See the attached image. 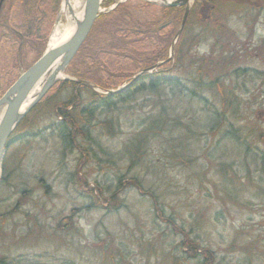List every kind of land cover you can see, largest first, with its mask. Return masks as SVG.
Listing matches in <instances>:
<instances>
[{"label":"rangeland","instance_id":"rangeland-1","mask_svg":"<svg viewBox=\"0 0 264 264\" xmlns=\"http://www.w3.org/2000/svg\"><path fill=\"white\" fill-rule=\"evenodd\" d=\"M105 2L101 0L99 13L125 3L140 22L156 16L161 6L148 0ZM229 2L234 9L239 6L227 17L228 48L239 58L221 71L205 72L204 67V83L217 78L225 100L215 87L201 99H184L187 119L199 124L194 152L179 146L176 132L155 136L148 128L142 131L144 119L158 110L156 100L165 106L171 102L168 85L157 96L139 90L124 101L114 99L110 107H98L87 132L73 133L72 146L62 130L69 124L55 111L63 107L69 88L49 89L29 110L24 135L7 146L6 167L0 171V256L17 257L23 264H264V0ZM60 6L44 51L53 30L67 28ZM91 44H107L104 32ZM189 51L188 76L192 56L214 63L219 46L207 39ZM31 54L25 55L26 62ZM5 56L0 50L3 71L9 67ZM166 68L167 76L177 72ZM63 76L69 77L65 71ZM80 96L82 105L91 99L90 92ZM104 118H111L112 134L95 125ZM220 118L225 126L211 132ZM141 134L147 139L145 154L141 163L126 169V147L138 143ZM118 177L123 179L119 185ZM134 177L143 192L133 185ZM182 238L192 239L198 259L180 263ZM206 253L210 259L204 262Z\"/></svg>","mask_w":264,"mask_h":264},{"label":"trees","instance_id":"trees-1","mask_svg":"<svg viewBox=\"0 0 264 264\" xmlns=\"http://www.w3.org/2000/svg\"><path fill=\"white\" fill-rule=\"evenodd\" d=\"M114 1L106 0L105 4L109 5ZM204 2L209 5H204ZM60 3L61 0H1L0 50L3 49L6 53V62L8 61L9 67L7 65L8 69L6 68L5 72L0 67V71L2 70L4 74L5 78H2H4L6 89L15 81L20 68L22 71L27 69L44 52L46 34L58 13ZM229 3V0H197L189 11L181 33L176 38L173 45V58L169 61L164 60L168 57L170 43L178 30L183 12L182 7L159 6L156 16L145 22L133 19L130 8L125 3H118L113 9L99 13L85 40L65 69L69 77L88 81L102 90H114L119 84L129 82L137 72L151 68L160 61L163 62L151 71L141 73L137 81L125 91L112 94L97 92L69 79L56 82L48 93L54 89L60 91L63 88H69L70 91L66 101L62 102L63 107H57L55 110L58 118L69 124L68 127L64 125L65 130H62L68 134L66 136L70 146L73 145L74 132H87L86 124L90 122L92 112L98 107H110L114 99L124 101L130 94L138 93L139 90H145L157 96L165 85H168L166 87L169 89L167 100L171 99V102L165 106L162 101L156 100L159 104L158 110L144 119L142 131L148 128L155 136H160L164 132L169 134L176 132L179 134L177 136L179 146L190 153L194 152L195 147L192 145V140L196 141L199 135L197 132L199 124L193 117L187 119L189 112L185 108L184 99L188 97L190 102L194 99H201L202 93L215 87L218 94L225 100L223 85L215 83L217 78L205 84L203 80L205 76L202 73L204 67L207 68L205 72H210L211 68L213 70L219 68L218 70L221 71L225 66L235 64L239 58L237 51L235 53V50L234 52L229 50L228 45L231 41L227 38L230 35L227 17L235 13L236 9L239 10V6L234 9ZM144 5L151 4L145 2ZM229 5L230 8H228ZM255 10L258 9L255 7L253 11ZM99 32H104L107 44L95 48L91 42L97 39ZM207 39L215 41L219 46L218 60L214 63L209 59L195 61L192 56V61H189L191 75L188 76L186 57L191 55L189 51L191 45ZM225 43L227 44L226 49L222 46ZM87 46L89 50H86ZM12 52L13 56H10ZM28 53H32V56L31 60L26 62L25 55ZM169 65L170 69L177 71L176 74L167 76L166 67ZM84 91L91 94V99L85 102L86 105H82L80 101L82 97L80 95ZM2 94L0 93V96ZM43 99L45 97L41 102L44 101ZM231 103V111L234 112V104ZM73 108L76 111L71 114L70 110ZM224 113L225 110L224 112L222 110L220 116ZM27 115L17 124L16 131L24 129ZM224 116L226 119V115ZM224 122L225 120L222 121L220 118L219 123L211 126L209 130L214 132L217 126L223 125L224 127ZM95 125H100L109 134L113 133L111 118L97 120ZM225 130L229 134L233 132L228 127ZM146 140L145 135L141 134L138 143H128L126 149L130 158L126 162V169L141 163L145 154L143 147H145ZM174 153L177 154L175 151ZM2 165L5 169V161ZM260 170L264 171V166H261ZM122 180L118 177V185L122 183ZM133 181V185L139 190L142 192L145 190L136 177ZM185 240L182 238L179 244V248L186 253L181 256L180 263L190 258L198 259L199 255L196 254L192 239L188 238L187 242ZM198 249L203 250V248ZM187 252L193 254L189 255ZM203 259L204 262L209 260V254L206 253ZM0 264L23 263L19 262L17 257L0 256Z\"/></svg>","mask_w":264,"mask_h":264},{"label":"water","instance_id":"water-1","mask_svg":"<svg viewBox=\"0 0 264 264\" xmlns=\"http://www.w3.org/2000/svg\"><path fill=\"white\" fill-rule=\"evenodd\" d=\"M67 0H62V2ZM150 1V0H148ZM195 0H161L160 2L152 1L162 6L177 7L183 6L184 11L181 19L179 29L170 46V56L173 52V45L176 37L181 32L187 14L192 2ZM101 0H84L82 15L76 21L75 28L69 38L55 47L45 49L42 55L33 62L27 69H25L15 81L3 92L0 96V108L4 107L0 116V170L4 158L8 139L15 129L17 124L29 112V110L39 102L41 97L59 80L69 79L79 84H83L97 91H103L99 87L93 85L88 81L77 80L71 77H59V73L65 71L67 65L85 40L89 33L98 13L100 12ZM1 3V0H0ZM163 61L156 63L152 68L158 66ZM147 71L143 69L133 76V78L123 86L116 90H104L105 93H115L125 91L132 86L138 79V76ZM40 84V88L32 100L24 108L23 104L31 95L32 89L36 84Z\"/></svg>","mask_w":264,"mask_h":264},{"label":"bare ground","instance_id":"bare-ground-1","mask_svg":"<svg viewBox=\"0 0 264 264\" xmlns=\"http://www.w3.org/2000/svg\"><path fill=\"white\" fill-rule=\"evenodd\" d=\"M83 1L84 0H67L66 2H64V1L62 2L61 6H60L59 14L65 16V18L67 19V22H68L67 28L62 33L57 31L56 28L53 30V33L51 34L50 39H49L48 48L55 47L58 44L65 41L67 38H69V36L71 35V33L73 32V30L75 28L76 21L81 18L82 10H83ZM150 1L160 2L161 0H150ZM152 67L148 68L147 71H151V69H153ZM58 76L63 77V72L59 73ZM39 88H40V84L37 83L35 85V87L32 89V91L30 93L31 95L28 97L27 101L23 104L22 108H24L26 105L29 104V102L32 100V97L37 94ZM101 92L105 93L103 91H101ZM108 94H110V93H108ZM3 109H4V107L0 108V116L3 112Z\"/></svg>","mask_w":264,"mask_h":264},{"label":"flooded vegetation","instance_id":"flooded-vegetation-1","mask_svg":"<svg viewBox=\"0 0 264 264\" xmlns=\"http://www.w3.org/2000/svg\"><path fill=\"white\" fill-rule=\"evenodd\" d=\"M197 0H195L194 2H192V4H191V7H190V9H189V11L191 10V8H192V6L194 5V3L196 2ZM118 4V2L117 3H115V5H117ZM231 4V3H230ZM114 5V6H115ZM204 5H206V6H208L209 4L208 3H206V2H204ZM114 6H113V8H114ZM162 6V5H161ZM168 7V6H167ZM177 7H182L183 8V11H184V7L183 6H177ZM231 7L232 8H234L235 7V5H231ZM112 8V9H113ZM188 14H189V12H188ZM188 14H187V16H188ZM182 15H183V12H182ZM171 19V18H170ZM181 19H182V17H181ZM186 20H187V17H186ZM186 20H185V22H184V25H185V23H186ZM180 23H181V21H180ZM184 25H183V27H184ZM179 26H180V24H179ZM183 27H182V29H183ZM178 29H179V27H178ZM178 31V30H177ZM182 31V30H181ZM177 33V32H176ZM181 33V32H180ZM179 33V34H180ZM178 34V35H179ZM176 35V34H175ZM175 37V36H174ZM177 38V37H176ZM174 40V38L172 39V41ZM172 41H171V43H172ZM171 43H170V46H171ZM173 50V49H172ZM173 58V52H172V55L170 56V47H169V53H168V57H167V59H166V61H169V60H171ZM24 131H22V130H19V131H16L15 129L12 131V133H11V135H10V137H9V141H8V145L7 146H9L10 145V143L11 142H13L14 140H16V139H18V138H20V137H22L24 134Z\"/></svg>","mask_w":264,"mask_h":264}]
</instances>
